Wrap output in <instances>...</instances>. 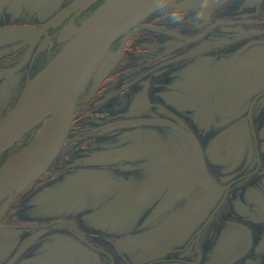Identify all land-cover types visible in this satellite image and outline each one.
<instances>
[{"label":"flooded vegetation","instance_id":"af4514ba","mask_svg":"<svg viewBox=\"0 0 264 264\" xmlns=\"http://www.w3.org/2000/svg\"><path fill=\"white\" fill-rule=\"evenodd\" d=\"M16 1L44 0H0V21ZM73 1L31 30L0 22L16 29L0 35V95L21 77L19 96L50 62L43 48L64 46L67 29L106 0L47 25ZM109 49L107 73L77 102L96 127L92 145L80 142L94 151L81 165L108 189L94 191L95 236L82 210L25 223L4 214L0 251L18 246L8 264H264V0H171Z\"/></svg>","mask_w":264,"mask_h":264},{"label":"water","instance_id":"95a60500","mask_svg":"<svg viewBox=\"0 0 264 264\" xmlns=\"http://www.w3.org/2000/svg\"><path fill=\"white\" fill-rule=\"evenodd\" d=\"M95 0H74L60 15ZM171 0H106L82 23L79 31L67 29L64 46L24 87L13 107L0 118V154L25 134L58 112L57 121L37 146H29L0 165V190L18 179L15 195L37 178L59 151L69 130L73 109L85 84L108 52L112 42L153 11ZM16 29L0 27L1 34ZM198 84V83H196Z\"/></svg>","mask_w":264,"mask_h":264},{"label":"rangeland","instance_id":"374dc122","mask_svg":"<svg viewBox=\"0 0 264 264\" xmlns=\"http://www.w3.org/2000/svg\"><path fill=\"white\" fill-rule=\"evenodd\" d=\"M63 1L64 0H48L41 5L37 4L36 7L33 6L31 8L26 5L18 4V2L16 1L17 3L14 2L13 6L11 7H1L2 20L0 22L15 23L22 26L20 28L18 27V29L20 30H31L34 25L37 24L38 26L44 18L51 14L55 9L60 7L63 4ZM199 1L200 0H197V2ZM92 5L93 3L91 2L84 5L83 7L84 9H89ZM93 8L95 7L90 8L91 11ZM18 9L20 11L16 14ZM161 10L163 9L161 8ZM197 21L199 22L198 18ZM149 29L153 30L154 32L160 31L157 26H151L149 27ZM158 35L159 34H155L154 36L158 38ZM2 41L4 40L0 38V43ZM145 45L153 46L155 44L153 42H146ZM53 46V43H49L43 48L44 51L41 55L42 58L50 57L49 60L51 61L57 54V52L63 47L62 44H59L57 50L52 53ZM112 54V51H110L109 49L91 75L88 86L92 90L95 85L94 80L97 77H103L104 74L107 73L108 69L104 66V62H106ZM249 71L252 72L251 69ZM260 77L263 78L264 73H262ZM17 80V83H14V85L9 90H3L0 95L1 117H3L13 107L17 99V96L19 94L18 92L22 85V79L21 77H17ZM221 93L222 89L217 92L218 96L215 101L216 104L221 103ZM77 102L78 99L73 109L69 130L59 151L46 167V169L37 178H35L17 195L13 193V195L11 196V201L7 205L4 213V218H6V221L11 223L35 222L43 219H48L49 217L53 216L54 213L59 212L60 208H62L61 210H64V212L68 213H70L71 210H82L77 213H79L81 217L80 220L84 222V226L86 228L85 232L90 235L91 238L95 236V229L93 225L91 223H88L92 220L93 212L91 213L90 209L94 207V191L108 189H106L104 186H96L97 184L95 185L91 181H89L88 177H90V167H84L81 165V162L83 161H86V163H90L93 158L94 151L92 148H83L80 142H83L84 140L88 141L92 145L94 140H96L93 137L96 127L94 125V115H92V113L86 115L80 114ZM203 109L206 110V107H204ZM263 117L264 115L260 117L262 121ZM40 126L32 129L28 134L17 141L12 147L6 150V153L2 155L0 154V164L7 158L24 148L27 144H29L36 135ZM133 151L143 154L145 150L143 147H140L135 148ZM160 169L161 168L157 167L155 163H152L151 172H157ZM171 188L172 187H169L168 189ZM89 190L91 191L87 192ZM78 194L82 196L80 199L83 204L80 206L77 204L76 197ZM96 221L97 220L95 218L94 222ZM104 229H107L106 231L111 230V228L107 227H104ZM17 247V245L13 246L12 249L8 252L0 251V254H5L2 257L4 261L0 260V264H8L9 261L14 258ZM121 247L125 249L124 246ZM132 247L135 248L134 246ZM158 248H161V246H158ZM84 249L85 255H87V253H90L86 247ZM138 249L142 248L138 247Z\"/></svg>","mask_w":264,"mask_h":264},{"label":"bare ground","instance_id":"6f19581e","mask_svg":"<svg viewBox=\"0 0 264 264\" xmlns=\"http://www.w3.org/2000/svg\"><path fill=\"white\" fill-rule=\"evenodd\" d=\"M44 1L38 3H42ZM83 21L84 20H82L79 24H72L75 32L79 31ZM57 118H58V112L53 114L51 117L47 118L39 127L36 135L32 139L29 146H37L39 143H41V141H43L53 129L57 121ZM19 183H20V179L11 182V184L0 190V219L2 216H4L6 207L11 201V196L13 195V193H15V190L17 189Z\"/></svg>","mask_w":264,"mask_h":264}]
</instances>
